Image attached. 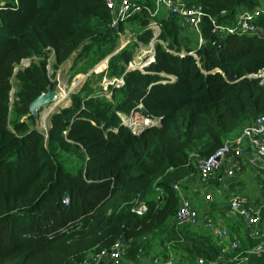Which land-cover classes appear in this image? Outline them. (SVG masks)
Instances as JSON below:
<instances>
[{
	"label": "trees",
	"instance_id": "1",
	"mask_svg": "<svg viewBox=\"0 0 264 264\" xmlns=\"http://www.w3.org/2000/svg\"><path fill=\"white\" fill-rule=\"evenodd\" d=\"M3 1L0 264H76L117 241L128 243L125 259L134 264L169 255L176 264L199 259L213 264L219 258L264 264V208L257 236L210 210L208 216L220 217L238 243L230 255L221 254L204 228L172 222L178 209L172 185L197 175L190 156L209 157L233 139L234 130L264 115V86L247 77L264 70V14L257 18L255 35L223 37L211 24L232 25L241 10H253L261 0H183L202 9V45L196 49L174 15L152 18L143 11L111 28L105 0ZM152 22L159 27L154 60L142 71L128 70L139 44L153 40ZM129 30L133 39L117 51L119 36ZM73 53L74 75L88 74L105 59L107 68L88 74L80 90L69 95V105L49 116L43 133L29 104L48 87L55 89L48 65L53 78ZM28 59V67L15 71ZM232 72L237 79L229 82ZM104 77L123 81L108 88L110 99L95 86ZM139 104L159 126L133 135L119 114ZM217 177L213 189L220 184ZM137 202L147 207L141 216L130 213Z\"/></svg>",
	"mask_w": 264,
	"mask_h": 264
},
{
	"label": "built area",
	"instance_id": "2",
	"mask_svg": "<svg viewBox=\"0 0 264 264\" xmlns=\"http://www.w3.org/2000/svg\"><path fill=\"white\" fill-rule=\"evenodd\" d=\"M106 7L109 9L112 20L110 27L115 28L118 23L126 20L134 13L147 14L155 18L162 12L165 16L174 15L180 18L181 22L195 31L199 36L198 48L202 45L200 38V24L203 16L202 9L199 6L188 7L183 0H153L152 7L133 3V0H105ZM264 14V0L260 1V5L253 10H241L235 17L232 25H216L211 21L213 32L220 36L227 35H255L258 33L257 18ZM151 30L156 29L157 35L159 27L152 22L149 26ZM153 40H156V35ZM195 59V54L189 53ZM152 60V59H151ZM145 63L129 64V70H143ZM250 79H258L260 84L264 86V70L247 76ZM123 84L122 79H114L111 85L116 88ZM142 106L139 104L134 107L128 114L121 115V125L126 127L133 135H139L148 127H158L159 120L152 119L141 111ZM196 172L198 181L201 183V191L212 194L211 181L217 175L234 177L243 170L242 166L247 165L252 172L264 183V115H260L255 120L246 125L236 138L225 141L212 155L207 158H200L192 154L190 156ZM178 181L172 185L173 191L178 197V209L172 219L176 226L202 227L207 230L214 240L217 241L221 254H231L238 249V243L235 238H231L227 228L221 223L214 222L207 214L201 217L195 208L193 202L181 193V186L185 182ZM156 191H159L156 189ZM206 200H211L206 196ZM67 200L65 199L64 203ZM264 208V201L255 208H249L247 199L244 196L233 195L229 198L224 210L227 217H236L242 221L248 228L250 236L258 235V225L260 222L261 210ZM147 210L143 202H137L130 208V213L141 216ZM264 236V234H263ZM127 250L125 242H115L109 250H103L98 254L91 255L89 258L76 264H122ZM260 251V248L255 249ZM141 250H139V253ZM233 258L232 261L236 260ZM145 264H176L173 257L169 255L166 259L152 256ZM196 264H204L203 259H199ZM213 264H228V260L218 259Z\"/></svg>",
	"mask_w": 264,
	"mask_h": 264
},
{
	"label": "rangeland",
	"instance_id": "3",
	"mask_svg": "<svg viewBox=\"0 0 264 264\" xmlns=\"http://www.w3.org/2000/svg\"><path fill=\"white\" fill-rule=\"evenodd\" d=\"M153 31V36L157 35V30L154 29ZM186 33L189 36L190 39V43H191V47L193 49L198 48L197 44H198V34L197 33H193L190 30H186ZM133 39V35L132 32L126 31V33L122 34L119 36V39L117 41V51L121 50V48L125 45H127L131 40ZM153 41V40H152ZM140 47H138L135 50L134 56H133V62L135 63H146L149 61L150 57H151V53H153V50L150 49V44L147 45L146 47H143L139 44ZM150 52V53H149ZM76 54L77 53H73L70 58L63 64L60 66L59 70L57 71V73L54 75V77H51V67L50 65H48V72L50 75V80L51 82H53L55 84V89L56 92L58 93V98L56 101H54L53 103H51L50 105L42 108L41 110H39L35 115H34V119L36 121V126L37 128L43 132L46 133V131L48 130V119L49 116L56 112L57 109L61 108V107H65L68 106L70 101H69V95L76 93L78 90H80V88L82 87V85L84 84L88 74H90L91 72L95 73V74H100L103 71L106 70L107 68V59L103 60L102 62H100L99 64H97L88 74L83 75V74H78V75H74L73 74V70H72V66L75 63V59H76ZM142 57V58H141ZM145 57V58H143ZM140 58L142 59V61H140ZM33 61H37L35 58L33 59ZM50 61H52V59H50ZM31 60H23L20 65L15 69V71L20 70V69H24L26 67H28L30 65ZM104 64V65H103ZM80 66V64H77V68ZM105 68V69H104ZM104 69V70H103ZM114 79H107V78H103L101 79L95 86L101 88L102 93L104 94V97L107 99H110V91H109V87H115L114 85H111V83H113ZM12 84L13 87H15L16 82L13 79L12 80ZM14 91V88L12 90V92ZM11 92V96L12 93ZM62 98V99H61ZM59 100V101H58ZM51 109V110H50ZM43 113L45 115H43ZM240 128L234 130L230 135L229 138L233 137L236 138L237 136L240 135ZM198 180V177L196 176L195 179L193 180L194 182H196ZM189 184H193V182L189 181L188 183V188H186L187 190V198L190 200H195V196L193 195V193L191 192V186H189ZM251 185L250 187V193L252 192H257L258 189H256L254 187V183H249ZM212 194H207L205 191L202 195H197L196 200L198 202V204H200L198 197H200V201L203 204V206L201 208H197L196 205L197 203L195 202V207L197 209V211L199 212V215L201 217H203L205 214L208 215L209 210H211L212 208H215L216 210H218L219 212H221V208L223 209V211L226 209V203L223 205V207L219 208L218 204H216L215 200H219V201H226L229 200V198H231L230 194L228 195L227 190L224 191V193L226 194H222L220 193L221 191L219 189H213L211 188L210 191ZM221 195H220V194ZM206 196H209L211 198V200H206ZM218 206V207H217ZM210 217V216H209ZM236 218L230 219L228 222L232 223L234 221H236ZM241 226V225H240ZM247 230V229H246ZM249 231V230H248ZM127 262H130L128 260H126L124 258L122 264H126Z\"/></svg>",
	"mask_w": 264,
	"mask_h": 264
},
{
	"label": "crops",
	"instance_id": "4",
	"mask_svg": "<svg viewBox=\"0 0 264 264\" xmlns=\"http://www.w3.org/2000/svg\"><path fill=\"white\" fill-rule=\"evenodd\" d=\"M151 1L153 2V0H151ZM3 4H4V1L2 0L1 3H0V5H3ZM159 15L162 16L164 14L162 12H160ZM184 27L186 29L192 31V29L188 28L187 26L184 25ZM155 42H157V41H155V40L152 41L151 40V42L149 43L151 50H153V45H154ZM198 43H199V38H198ZM198 45L199 44H197V47H198ZM124 47H125V45L122 48H124ZM143 47H146V46H143ZM141 58H140V61H142ZM143 58H145V57H143ZM153 58H154V52L151 53V57H150L149 61L144 64L143 68L146 67L149 63H151L154 60ZM140 64H142V63H140ZM140 71H142V70H140ZM170 79L171 80H174V78H172V77H170ZM242 168H243L242 172L240 174L234 176V177H227V176L217 175L218 176L217 179L220 182V184L216 187V189H219L221 191L220 193H222V194L228 193V195L230 194V196H233V195L244 196L247 199V205H248V207L249 208H255V207L259 206L264 201V183H262L260 181V179L258 177H256V175L252 172V170L247 165L242 166ZM195 177H196L195 175H189V176H187L185 178L186 180H185L184 184L181 186L180 189H181L182 195L185 196V197H187V190H186V188H188L189 181L193 182V184H189V186H191V192L195 196V200H191V201L193 202V204L196 202L197 203L196 207L198 208V207L201 206V203L202 202L200 201V197H198V200L200 202V204H198V202L196 200V197H197V195H202L203 192L201 191V189H202L201 183L198 180L196 182L193 181L195 179ZM251 182L255 184L254 187L256 189H258L257 192H252V193L249 192L250 191V187H251V185L249 183H251ZM211 183H212V181H211ZM225 190H227L226 193H224ZM215 202H216V204H218L219 208H221V207H223V205L225 203L226 204L228 203V200L226 202L225 200L224 201H219L217 199V200H215ZM194 206H195V204H194ZM220 211H221L222 214L224 213V211H223L222 208H221ZM209 212H210V210H209ZM216 212L218 213L219 211L217 210ZM225 217L228 218L229 220L230 219H233V218H236V217H227V216H225ZM210 218L214 222H217V223L218 222L219 223L222 222L221 225L224 226L225 228H227L226 224L223 222V220L220 217H218L216 220H214L211 216H210ZM236 219L237 220L234 221V222H232V224H234V225H236L238 227L240 225L241 226L243 225L245 227V229L248 230V228L246 227V225L244 223H242V221L240 219H238V218H236ZM227 230H228V228H227ZM233 238H235V237H233ZM139 260L141 261V259H139ZM126 264H134V263L130 261V262H127ZM141 264H143V263L141 262Z\"/></svg>",
	"mask_w": 264,
	"mask_h": 264
},
{
	"label": "water",
	"instance_id": "5",
	"mask_svg": "<svg viewBox=\"0 0 264 264\" xmlns=\"http://www.w3.org/2000/svg\"><path fill=\"white\" fill-rule=\"evenodd\" d=\"M213 32V29H212ZM154 59V58H153ZM153 62V61H152ZM129 70V69H128ZM229 82H234L237 79V74L235 72L230 73V75L227 77ZM58 99V93L56 90H52L51 87H48L46 89V92L41 93L38 95L31 103L29 104L28 110L31 116L34 117V115L41 110L42 108L50 105L54 101ZM141 111L145 114V110L142 107ZM126 245H128L127 242H125Z\"/></svg>",
	"mask_w": 264,
	"mask_h": 264
},
{
	"label": "bare ground",
	"instance_id": "6",
	"mask_svg": "<svg viewBox=\"0 0 264 264\" xmlns=\"http://www.w3.org/2000/svg\"><path fill=\"white\" fill-rule=\"evenodd\" d=\"M104 65V64H103ZM59 99V98H58ZM62 99V98H61ZM59 101V100H58ZM51 110V109H50ZM43 115H45L44 113H43Z\"/></svg>",
	"mask_w": 264,
	"mask_h": 264
}]
</instances>
